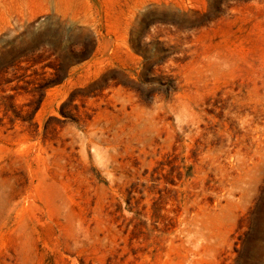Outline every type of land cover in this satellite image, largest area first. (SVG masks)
Wrapping results in <instances>:
<instances>
[{
    "label": "rangeland",
    "instance_id": "1",
    "mask_svg": "<svg viewBox=\"0 0 264 264\" xmlns=\"http://www.w3.org/2000/svg\"><path fill=\"white\" fill-rule=\"evenodd\" d=\"M0 264H264V0H0Z\"/></svg>",
    "mask_w": 264,
    "mask_h": 264
}]
</instances>
